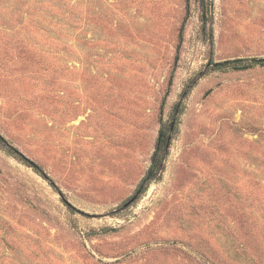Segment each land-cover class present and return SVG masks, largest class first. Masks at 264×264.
<instances>
[{
  "label": "rangeland",
  "instance_id": "rangeland-1",
  "mask_svg": "<svg viewBox=\"0 0 264 264\" xmlns=\"http://www.w3.org/2000/svg\"><path fill=\"white\" fill-rule=\"evenodd\" d=\"M210 2L0 0V133L48 178L0 149V264H264V67L212 65L264 58V0Z\"/></svg>",
  "mask_w": 264,
  "mask_h": 264
},
{
  "label": "trees",
  "instance_id": "trees-1",
  "mask_svg": "<svg viewBox=\"0 0 264 264\" xmlns=\"http://www.w3.org/2000/svg\"><path fill=\"white\" fill-rule=\"evenodd\" d=\"M197 4L199 5L201 11H202V19L205 20L206 22L209 20L207 15L209 14L211 2L210 0H195ZM188 6L190 7L191 5V0H187ZM184 33H185V28L182 27L181 33H180V38H179V43H178V49H177V56L175 59V64L172 69V73L170 76V81H169V88L168 91L166 92V95L164 96L162 100V104L160 107V119L163 121V115H164V110L166 106V101L169 96L171 87L173 86L174 82V74L177 68V64L179 62V54L181 53V48L184 42ZM214 69L217 71L221 72H226V71H244V70H249L256 68L258 66L264 67V58H239V59H232V60H225L221 61L218 63H213L212 64ZM172 128V124L170 125L169 129L168 127H163L161 132H160V137L157 141L156 144V150L152 156L151 162V168L147 172V175L145 179L142 181L140 185V190L143 189L142 191L145 192L149 186V184L154 181L159 179L161 177V166L164 160V152L166 145L169 140V134ZM0 149H6L9 153L12 155H17L19 159L33 168L36 172L40 173L43 177L47 178L46 175L43 174V170L41 166L36 164L34 161L30 160L27 158L24 154H22L20 151H18L16 148H14L10 142H8L3 135L0 133ZM48 179V178H47Z\"/></svg>",
  "mask_w": 264,
  "mask_h": 264
},
{
  "label": "water",
  "instance_id": "water-1",
  "mask_svg": "<svg viewBox=\"0 0 264 264\" xmlns=\"http://www.w3.org/2000/svg\"><path fill=\"white\" fill-rule=\"evenodd\" d=\"M173 129H174V122H173V124H172L171 133H172ZM170 143H171V135L169 136V140H168V143H167L166 148H165V152H164V160H165V156H166L167 153H168V150H169V147H170ZM164 160H163V163H162V166H161V173H162V171H163V169H164ZM43 174L46 175L45 172H43ZM160 175H161V174H160ZM50 182H51V184H52L53 186L56 187V184H55L53 181H50ZM139 193H140V191H139V192H138L133 198H131V200H129V201L123 206V209H125L126 207L130 206L133 202H135L136 199H137L138 196H139Z\"/></svg>",
  "mask_w": 264,
  "mask_h": 264
}]
</instances>
